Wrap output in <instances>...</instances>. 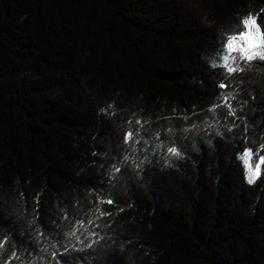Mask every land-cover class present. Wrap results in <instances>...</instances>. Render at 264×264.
Segmentation results:
<instances>
[{"label": "trees", "instance_id": "1", "mask_svg": "<svg viewBox=\"0 0 264 264\" xmlns=\"http://www.w3.org/2000/svg\"><path fill=\"white\" fill-rule=\"evenodd\" d=\"M197 4L0 0V264H264V61L213 67L264 0Z\"/></svg>", "mask_w": 264, "mask_h": 264}, {"label": "snow or ice", "instance_id": "2", "mask_svg": "<svg viewBox=\"0 0 264 264\" xmlns=\"http://www.w3.org/2000/svg\"><path fill=\"white\" fill-rule=\"evenodd\" d=\"M242 23L244 25V30L228 37L224 46V51L220 53L221 63L219 65L213 64V67L219 66L224 68L227 76L243 73L245 71V64L252 65L256 60L264 61V30H262L260 26V23H264V21L258 23L257 17L249 16L243 19ZM238 60L240 61L239 64L237 63ZM218 87L222 90L221 104L216 107H227L228 115L232 116L234 119L237 118L236 112L239 108H234L233 104L230 103V100H235V96L228 93L229 84L222 82ZM134 135L135 133L133 131L127 132L125 134V142H131ZM168 151L172 154L180 155L176 147H169ZM245 155L250 156L251 150H247ZM262 165H264V157L261 158L260 164H258L255 169L249 164L248 171L253 174H259ZM116 171L118 172L119 168H117ZM249 182H252L251 178ZM107 203L112 204L113 199L111 197L108 198ZM101 215H111V213L102 212ZM81 224H83V222H81ZM40 234L43 235V232ZM74 234L75 233H73V235ZM5 243H7L6 239L0 241V248H2ZM87 247L91 248L92 244L89 243ZM69 251H83V249L75 247L68 249L65 247V251L59 255L63 257ZM8 264H11V261H9ZM58 264H68V261H58Z\"/></svg>", "mask_w": 264, "mask_h": 264}, {"label": "rangeland", "instance_id": "3", "mask_svg": "<svg viewBox=\"0 0 264 264\" xmlns=\"http://www.w3.org/2000/svg\"><path fill=\"white\" fill-rule=\"evenodd\" d=\"M189 3L191 4L192 8L195 10V12L201 17V18H205L207 21L209 20L208 19V16L202 12V9L199 8V5L197 4V0H189ZM242 161L245 165V168H246V173H247V178H248V181H250V178L252 180V182H249V183H254L259 175V174H253V173H250L248 171V165L250 164L252 166L253 169H255V167L260 164L261 162V159L257 158L254 156V154L251 152V155L250 156H246L245 154L243 155L242 157Z\"/></svg>", "mask_w": 264, "mask_h": 264}]
</instances>
